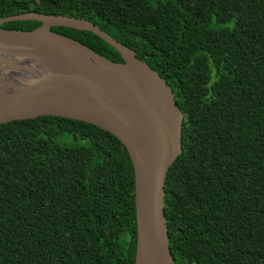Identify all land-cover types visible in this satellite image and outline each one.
<instances>
[{
  "label": "trees",
  "instance_id": "obj_1",
  "mask_svg": "<svg viewBox=\"0 0 264 264\" xmlns=\"http://www.w3.org/2000/svg\"><path fill=\"white\" fill-rule=\"evenodd\" d=\"M22 12L93 21L174 89L175 264H264V0H0V17ZM52 28L124 61L91 30ZM135 248L133 168L115 135L57 115L0 123V264H134Z\"/></svg>",
  "mask_w": 264,
  "mask_h": 264
},
{
  "label": "water",
  "instance_id": "obj_2",
  "mask_svg": "<svg viewBox=\"0 0 264 264\" xmlns=\"http://www.w3.org/2000/svg\"><path fill=\"white\" fill-rule=\"evenodd\" d=\"M38 20L31 29L2 26ZM53 26L87 29L124 61ZM0 123L57 115L94 124L126 147L134 175V264H175L164 215V181L182 154L184 115L169 81L136 50L86 18L40 12L0 17ZM42 68L43 73L30 71Z\"/></svg>",
  "mask_w": 264,
  "mask_h": 264
},
{
  "label": "bare ground",
  "instance_id": "obj_3",
  "mask_svg": "<svg viewBox=\"0 0 264 264\" xmlns=\"http://www.w3.org/2000/svg\"><path fill=\"white\" fill-rule=\"evenodd\" d=\"M9 61V57L3 55V54H0V63H4V62H7ZM30 71H34L35 73L39 74V73H43L42 71V68H40V70L36 69V68H33L31 69Z\"/></svg>",
  "mask_w": 264,
  "mask_h": 264
}]
</instances>
